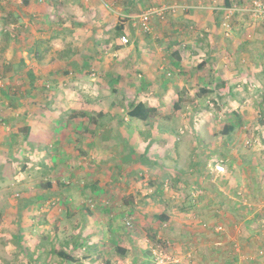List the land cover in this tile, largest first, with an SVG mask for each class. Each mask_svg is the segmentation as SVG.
<instances>
[{"label": "rangeland", "instance_id": "374dc122", "mask_svg": "<svg viewBox=\"0 0 264 264\" xmlns=\"http://www.w3.org/2000/svg\"><path fill=\"white\" fill-rule=\"evenodd\" d=\"M23 1L0 0V168L4 174L9 167L12 174L11 178L8 174L0 178V264H35L31 257H37L34 254L40 244L45 245L41 258H49L46 264H61L57 254L47 253L54 246L56 250L63 248L67 240L65 249L72 250L76 235L88 244L78 254L80 264H132L139 258L146 264H264V83L234 75L228 85L200 94V87L194 84L170 87L161 82L173 69L165 59L163 38L173 37V20L180 26L184 23L180 11L196 4L145 0L155 3L149 7L176 9L166 11L164 17H154L155 28L146 33L131 27V18L124 13L125 0H106L103 6L94 2L97 5L88 10L72 6L70 0L58 8H53L52 0ZM221 1L200 4L205 10H220L224 16L225 9L237 6L242 10L254 2L231 0L228 6ZM149 7L134 11L133 16ZM73 13L89 16L92 24L74 29L79 31L77 37L63 33L57 39L52 37L55 25L51 27V21H63ZM116 18H128L130 37L117 53L110 47L118 40L112 38L106 44L103 36H115ZM235 20H229V31L222 20V33L228 39ZM192 27L186 30H195ZM92 30L98 32L94 35L97 39L85 38ZM19 36L27 39L31 51L25 56L34 69L18 68L17 53L10 45L15 46ZM180 43L183 48L191 44ZM6 44H10L9 50L3 48ZM96 44L105 52V67L116 69L111 71L115 73L112 79L91 67L86 77L91 81L78 84V72L60 70L69 60L67 47L74 52ZM226 60L231 61V57ZM23 64L26 66L25 61ZM178 98L181 106L175 108ZM139 100L156 108L146 121L128 115L130 103ZM73 108L96 113L106 110L118 116H104L94 135L87 131L81 136L72 130L80 125L79 119L65 121ZM228 123L234 124L231 142L235 148L224 152L221 148L228 136L223 129ZM25 125L30 127L27 141L23 139ZM116 125L127 130L135 147L130 153L120 141L117 146H106L103 136ZM89 140L94 141L92 146ZM30 143L48 148L34 151ZM143 158L148 161H141ZM40 161L52 167L58 163L61 173H52L49 178L42 173ZM92 172L97 178L87 176ZM47 179H52L56 190L60 181L75 186V206L67 208L59 199L61 195L42 201L46 187L41 185ZM91 179L99 180L97 193L79 195ZM34 196L38 200H33ZM23 202L28 205L20 214ZM18 233L25 236L23 244L32 248L28 254L14 242ZM42 236H47L46 242Z\"/></svg>", "mask_w": 264, "mask_h": 264}, {"label": "crops", "instance_id": "0c3cea01", "mask_svg": "<svg viewBox=\"0 0 264 264\" xmlns=\"http://www.w3.org/2000/svg\"><path fill=\"white\" fill-rule=\"evenodd\" d=\"M54 1H58L57 2L58 6L54 5L55 7L53 6V8H58L61 6V4H63L62 2L65 0H54ZM70 1H71L72 6H75V7L82 6L86 10L91 9L92 6L95 7L96 3L94 2H98L101 5L103 3L104 4L106 3V0H70ZM174 1L175 2L178 1L179 3H188V4H196V5L195 7H192L189 10L183 9V12L180 11V14H181L180 18L184 19V23H182V25L180 26V24L176 23L177 20H173L172 21L173 32H174L173 37L163 38L162 43H166L165 45L163 44V47H165L164 53L165 55H167L165 59H168L167 63L173 64L172 65L173 69L169 75H163L165 78L161 77L162 78L161 82H165L166 85H169L170 87H172V85L177 87L178 84L188 86V83H190V84L197 85L200 88L210 89V88L218 87L221 85L222 86L228 85L230 82H233L234 80L233 76L238 75L240 76V79H247V80L253 79L255 81L258 80L261 84L264 83V21H258L256 19H253L247 13L245 14L237 13L233 17L234 20L236 19L235 21H233V35L231 38L228 39L222 33L223 12L216 8L214 9L213 7L212 9H214L215 11H213L212 9L205 10L206 8L204 9V7L200 4V3H205V1H211V0H170L169 2H174ZM229 1L231 3V0ZM221 2L222 4H225L228 6L231 5V4H228V0H222ZM244 2H247V1L243 0L240 3H244ZM152 4H155V3H151V1H145V0L141 3H139V0H125L124 13H126L128 17H131L135 15L134 11H138L139 9L141 10L142 7H147V6L149 7ZM198 5H200V7ZM137 6L138 8L133 9V7H137ZM116 15L119 17L118 14ZM111 18L112 17L110 16L109 19H106L105 24L107 23L109 24V21L111 20ZM102 21L103 19L100 20V23ZM92 22L93 21L90 19L89 16H86V15L80 16L78 15V13H73V15H68V17H66L63 21L52 20L51 21L52 25H57V27L62 28L61 29L62 31H60L59 33L57 32L52 33V37L57 39L59 38L61 33L65 35L71 34L73 37H77V34L79 33V31H75V30H78L79 27L81 26L88 27V25L92 24ZM127 22L128 20L126 21V23ZM119 23L120 22L118 18L116 22V26ZM153 26H152V30L155 28ZM188 26L189 27L193 26L192 28H195V30L187 31L186 28H188ZM184 30L187 32L184 33ZM81 31H80V34H83ZM179 31H181L183 34L179 33ZM88 32L91 34L89 35V37H85V38L89 40L97 39V37L94 35L98 32H95L94 30L88 31ZM106 32H109L108 29H106ZM100 34L102 33H99V35ZM103 36H106L107 37L106 39H109V44H110L111 39L115 38V36L109 35L107 33L103 34ZM183 41L191 42V44L189 43V45H186L187 48H183L181 46V43L179 44V42H183ZM26 44H27L26 37L21 36L19 38V41L15 42V46L12 47V45L6 44L3 47L9 50L8 46L10 45V47L13 48L12 50H15V52L17 53L15 56V61L18 62L19 64L18 68L20 69V71H25L26 69L28 70L29 68L34 69L33 66H35L32 64V62L29 63L28 58L25 56L27 55L28 50L31 51L30 49H28L30 46L27 48ZM122 45H125V44H121L120 46ZM33 46H34V43L32 44V48ZM96 46L92 47L91 49H88L89 47L88 45L86 49L84 48L82 50H77L74 52L73 50H71V46L67 47L66 50L70 52V56L68 57L69 60H68V63L65 65V67L60 70H62L63 73H64V70H69L70 72H72V69L78 72L79 73L77 74L79 75L78 84L81 83V80L83 84L86 82H90L91 81L90 78L86 79V77H89L88 72H85L87 71V69L81 66L79 67L78 65L73 63L75 62V55L78 53L84 52V51H87L88 53H91L92 55L100 56L99 59L98 58L95 59L91 67L93 68L95 67L97 68V70L100 69L101 70L100 72H105V75H106V72L116 70V69H109L108 66L105 67V63H102L104 61H102V55H101V54H104L105 52H101V49L98 48L99 47L98 44H96ZM3 48L1 49L3 50ZM120 48L121 47L116 48V45L115 46L112 45V47H110V49L115 51V53H117V51H119ZM230 57H231L232 63L231 61L226 60V59H229ZM22 60L26 62V66L25 65L23 66ZM79 60H77L78 63H79ZM81 61L83 62V60ZM234 64H236V66L232 69V65ZM71 66L73 67L71 68ZM23 67L25 68L23 69ZM35 70H38V68L36 67ZM31 72L32 71H30L29 73ZM52 72H54V70L51 69L50 73L53 76ZM34 75H35V72L33 70L32 76ZM116 75L119 76L118 73H116ZM58 78H60V76ZM73 79L74 78H71V80ZM92 79L95 80L94 78ZM36 85L37 83L35 82L34 86ZM247 85H246V88H247ZM169 86L168 88H170ZM248 88H249V85H248ZM96 91L97 90H95V94H97ZM256 93L258 96L260 95V93L258 94L257 91ZM83 101H84L83 106L87 107L85 100ZM95 113L96 112H94V114ZM107 113L108 114H106V116H108V119L118 116V114L115 112L108 111ZM78 119L80 120L79 122L80 125H77L78 126L77 129L80 130L79 133H81V131L84 130L83 127H80L82 126L83 120L81 117H79ZM233 125H234L233 123H228L227 127L225 125L226 128L224 127V131L225 129H228L229 126L233 127ZM117 127L118 125H116L114 128L111 127L108 131H106L105 135L103 136V139H105L107 142L106 146L110 148L117 146L118 145L117 142L120 141L122 142V145H124L125 151H128L130 153L131 151L135 149L134 144L130 143L127 130L123 128V126H121L120 128L118 127L119 129H117ZM101 132L103 133L104 130H102ZM84 135H87V133L85 132ZM227 136L228 137L223 140V147L221 148V150L224 152H231L235 148L233 142H231L232 137H235L234 131L231 130V134ZM115 139H117V141ZM87 143L90 146H92V144H94V141L89 140L87 141ZM204 145L205 147L210 146L209 143L208 145L207 144H204ZM215 151H217V148ZM54 165L55 164H53V166ZM58 165H57V168H59ZM121 165L125 166L124 164H121ZM93 175L96 176L97 178V173L95 172L87 173V176L92 177ZM177 176L179 179L176 178V180L177 179L178 181L182 180L181 172H178ZM88 183H89V186L87 187ZM85 185L86 186H84V188L79 191V195H88V194L93 195L97 193V190L99 189L98 187L100 186L99 180H93V179H91L90 182L89 180H86ZM87 188H90L91 191L89 192ZM141 260L140 258L133 259L132 264H146L145 262H143V260L142 261ZM60 261L58 262H60L61 264H67V263H64L62 260ZM78 264L80 263L78 262Z\"/></svg>", "mask_w": 264, "mask_h": 264}, {"label": "trees", "instance_id": "16d2710c", "mask_svg": "<svg viewBox=\"0 0 264 264\" xmlns=\"http://www.w3.org/2000/svg\"><path fill=\"white\" fill-rule=\"evenodd\" d=\"M30 1L31 0H24L23 2L25 4H29ZM54 4H55V6L56 5L58 6L57 1L52 0L51 1V5H54ZM228 4H231L229 0H228ZM49 6H50V4H49ZM46 8H47V6H46ZM127 20H128V18L119 19V22L120 23H119V25L117 24V26H116L117 33L115 34V39H116V41L118 40V42H119V43H117L116 48H119L120 45L123 44L121 42V35L128 32L127 27H126V21ZM51 27H53V25ZM61 29L62 28H59V27H57V25H55L54 32L59 33L60 31H62ZM5 34L7 36L9 35V33L7 31L5 32ZM104 41H105L106 44H109V39H106ZM66 56L69 57L70 56V53H67ZM97 58L99 59L100 56H98V55H92L91 53H88L87 51H84V52H81V53H78V54L75 55V62H73V63L76 64V65H78L79 67L81 66V67L86 68L87 71H90V67L92 66V63ZM77 60H79V63H78ZM81 60H83V62ZM22 63H24V60H22ZM24 65L25 64H23V66ZM87 71H85V72H87ZM64 72L65 73H68L70 71L69 70H64ZM114 74L115 73H112L111 71L106 72L107 77H109L110 79L113 78ZM37 88H39V87H37ZM199 90H200L199 91L200 94L201 93L205 94V93H209L210 92V89L209 88H199ZM181 101H182L181 98H178V100L175 102V108H180V106H181L180 102ZM113 104H115V103H113ZM155 110H156V108L154 106L150 105L148 103V101L139 100L137 102L132 101L130 103V107H129V109H128L127 112H128V115L130 116L131 119L132 118H137V119H141L143 121H146V120H148L150 118V116H152L154 114ZM71 112L68 113L67 120H65L66 122H69L68 121L69 118H71L73 120H77L79 117H81L83 120H85V121H83L85 123V125H83V128H84L83 131L84 132L81 131V133H80V135L82 134V136H85L84 134L87 131H90L89 133L91 135H94L96 133V131H97V128L96 127H98V126H100L101 124L104 123L103 122L104 121V118L103 117L106 116V114H108L107 113L108 111H106V110H101L98 113H95L94 114V112H95L94 110L90 111V110H86V109H80V111H76V109H74V108L71 110ZM101 118H103V119L100 120ZM59 124L61 125V124H63V122H59ZM93 125L95 127H92ZM226 127H227V125H226ZM77 128H78L77 126H73L72 127L73 132H78L79 133L80 130H78ZM23 129L25 130V133H26L25 136L23 137V139H25L27 141L28 140V137H29V134H30V131H29L30 130V127L25 125L23 127ZM231 130H233V127L232 126H229L228 129H225V131L223 129V132L226 135H230L231 134ZM30 144L32 145V147H31L32 150H34V151L36 149L45 151L48 148L47 146L39 147V144H37L36 146H34L33 143H30ZM141 161L145 162V161H148V160H146V159L143 158ZM25 162L26 163H24V165L27 164L28 159H26ZM40 165H43L44 166V170H42V173L44 175L45 174L48 175L49 178H51L50 175L52 173H56V172L57 173H61L57 169V165L58 164H55L52 167V166H49L48 164H46L44 161H40ZM7 169H9V172H7L6 170H4V174H3L2 167L0 168V178L1 179H5L4 176H6L7 174L11 178L12 174H11L10 168L8 167ZM180 182H182V181L180 180ZM59 183H60L59 184V189L56 190L54 188V184H53L52 179H47L46 181H44V183L41 186H45L46 187V190H45V192L42 195L43 196L41 198L42 201H46V200L52 201V199H55L57 196L61 195L59 199H60V201H62L64 203V205H66L67 208L68 207L69 208L70 207H74L75 206L74 200L77 199V195H78V192L76 191V187L75 186H70V185L65 184V183H63L61 181ZM71 188H73V191H74L73 193H72ZM37 197L34 196L32 198H33V200H35V199L38 200ZM63 197H64V200H63ZM24 199L25 198H23L22 201H24ZM67 203H69V204L67 205ZM27 205H28L27 202H23V203L20 204V207L18 209L20 214H22V212H21L22 208L26 207ZM85 208L90 213L92 212L89 209L90 207L87 206ZM89 212H87V214ZM162 218L167 219V217H165L164 215L162 216ZM113 221H114V218H112L110 220V223H112ZM42 237H43V240L46 242L47 241V236H42ZM80 238L81 237H78V235H76L72 239V243L74 244V248L72 250H69L68 251V250L65 249V246L68 244V241H69V240H67V241L64 242L63 248H60V249L56 250L55 249L56 246H54L51 249V251L49 253H47V254H54V255L57 254L62 259V261L64 263H67V264H77L78 262L81 261V257H79L78 254L81 253V251L83 250V248H86V246L88 245L87 243H84V240L83 241L80 240ZM13 239H14V242L15 243H19L21 245V247L23 248V251H25L26 254H28L31 251L32 248H30L29 244H25V245L23 244V240L25 239V236H24L23 233L16 234V236H14ZM37 250L38 251L34 254L37 257H35V258L34 257H31L32 258L31 259L32 263H35V264H46V263H48L49 262V258H44V259L41 258V256H43L42 255V252H45V245L40 244L38 246V249ZM85 256H88V255H85Z\"/></svg>", "mask_w": 264, "mask_h": 264}, {"label": "built area", "instance_id": "2783aa9c", "mask_svg": "<svg viewBox=\"0 0 264 264\" xmlns=\"http://www.w3.org/2000/svg\"><path fill=\"white\" fill-rule=\"evenodd\" d=\"M174 6H168V7H149L148 9L142 11L139 15L131 16V26L138 27L144 32H151L152 30V19L156 16L164 17L166 14V11H175L176 9ZM240 7H232L230 11L224 10V16L223 20L225 23L226 30H230V24L229 20L235 16L237 13H247L251 15V13L256 16L255 18H263L264 19V0H254L252 5L248 8V6L244 7L242 10L239 9ZM252 16V15H251ZM232 29V27H231ZM129 33H124L121 35V42L123 44H127L130 41V37L128 35ZM228 36V35H227ZM127 224H130L129 221H127Z\"/></svg>", "mask_w": 264, "mask_h": 264}]
</instances>
